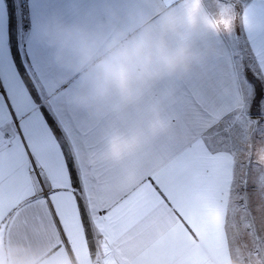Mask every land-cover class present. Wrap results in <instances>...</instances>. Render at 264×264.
I'll use <instances>...</instances> for the list:
<instances>
[{"label":"snow or ice","instance_id":"obj_1","mask_svg":"<svg viewBox=\"0 0 264 264\" xmlns=\"http://www.w3.org/2000/svg\"><path fill=\"white\" fill-rule=\"evenodd\" d=\"M82 2L0 0V245L22 238L97 264H264V170L252 165L264 0H231L239 23L215 34L207 82L133 136L85 123L52 86L36 21Z\"/></svg>","mask_w":264,"mask_h":264},{"label":"clouds","instance_id":"obj_2","mask_svg":"<svg viewBox=\"0 0 264 264\" xmlns=\"http://www.w3.org/2000/svg\"><path fill=\"white\" fill-rule=\"evenodd\" d=\"M216 3V11L211 12L205 0H184L183 8L164 11L158 23L142 17L131 30L77 27L57 28L48 34L54 43L69 48L73 66L83 71L84 103L100 109L140 100L157 82L180 78L198 65L201 53L196 42L201 30L225 35L237 25L231 0ZM256 163L264 166V147L257 150ZM74 257L67 249L45 255L24 245H0V264H97L95 259Z\"/></svg>","mask_w":264,"mask_h":264},{"label":"crops","instance_id":"obj_3","mask_svg":"<svg viewBox=\"0 0 264 264\" xmlns=\"http://www.w3.org/2000/svg\"><path fill=\"white\" fill-rule=\"evenodd\" d=\"M207 9L215 12L216 0H205ZM179 3L172 0H84L70 6L69 10L55 8L37 19L35 24L36 36L40 44L49 52L53 70L52 86L60 88L65 93L66 102L82 114L85 123L94 121H111L115 129L128 136H133L143 130L157 114L170 113L184 99L186 91H196L209 79L214 70L213 59L218 55L212 44L215 34L201 30L196 46L201 53V62L180 78L165 79L157 82L150 94H145L140 100L119 102L116 106H104L100 109L86 105L82 99L84 93L83 71L73 66L70 50L60 42H53L49 31L57 28L74 29L83 27L89 30L109 31L112 26L125 30L133 29L142 17H149L159 22L162 13L170 9H179ZM239 23V22H237ZM239 26L237 32L239 33ZM264 143L255 145L252 165L253 175H258L264 166L256 163L257 150ZM39 227L29 225V227ZM9 245H24L45 255L62 254L65 249L50 245H29L22 238L13 239ZM72 253L70 250H68ZM76 260L77 257H74ZM240 260L233 254L232 259Z\"/></svg>","mask_w":264,"mask_h":264}]
</instances>
